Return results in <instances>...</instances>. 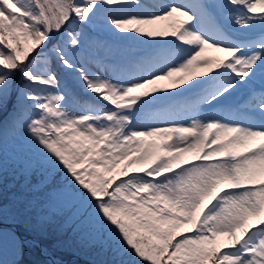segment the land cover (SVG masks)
<instances>
[{
  "label": "snow or ice",
  "instance_id": "6c2138e0",
  "mask_svg": "<svg viewBox=\"0 0 264 264\" xmlns=\"http://www.w3.org/2000/svg\"><path fill=\"white\" fill-rule=\"evenodd\" d=\"M134 7L139 0H0V109L21 77L12 124L44 166L63 172V196L108 233L118 264H264V90L250 88L264 76V0ZM217 9L259 35L234 38ZM101 14L114 33L150 45V58L101 73L82 31ZM245 87L252 115L213 112ZM186 93L195 98L145 115Z\"/></svg>",
  "mask_w": 264,
  "mask_h": 264
},
{
  "label": "rangeland",
  "instance_id": "374dc122",
  "mask_svg": "<svg viewBox=\"0 0 264 264\" xmlns=\"http://www.w3.org/2000/svg\"><path fill=\"white\" fill-rule=\"evenodd\" d=\"M169 2H170V0L169 1L168 0H149V1L139 0V4L142 7H139V8L134 7V8L129 9V10L135 11V12H143L145 10L150 11V12H157L160 10V7L162 5L167 4ZM96 22L97 23L104 22L103 21V14H101V17L98 18ZM96 28L98 29V27H96ZM82 31H83V38L86 42L85 45L88 48L87 52L92 51V53H88V54L90 56L94 57L97 64L99 65L100 71L103 68L102 60H106V62L110 65V73H111L110 76H117L118 75L117 69H121L120 63L117 60L111 59L112 52H111V49H110L107 41L100 39L98 35L88 34V31L85 30L84 27H82ZM119 36L126 37L124 34H120ZM61 38L66 39V37H61ZM127 40H131V41L136 42L134 45L140 44V45H143V46L153 50L151 48V46L148 44H142L137 40L129 39V38H127ZM55 42L60 43V40L55 41ZM127 52L129 54V56H131V51L129 49H127ZM214 53L216 54L217 52L209 50L205 55L210 57ZM215 54H214V57H215ZM219 54H220V56L222 55V53H219ZM132 58H134V57H132ZM50 60H52L51 57H50ZM146 60H148V59L141 60V61H139V63H142ZM139 63L134 64L133 68L130 70H126V69H124V70H126V73L129 71H132V70H134L135 65H137ZM97 64H94L93 67L94 68L97 67ZM50 66L52 67L53 71H55L57 73V75L61 77V79L64 77V75H66L64 73V70L62 69V67L59 64V61H56V63H55V61H52ZM106 68H108V67L106 66ZM62 83L66 84V81L62 79ZM168 84H169V82H167V81L161 82L160 87H166ZM23 88H24V84H20L19 82H16V87H15V89H16V91H15L16 101L14 102V104H15L14 107H16L18 104V98L21 96ZM188 96H189V94H188ZM184 99L187 101L189 100L187 98H184ZM6 107H7V105L3 109H5ZM14 107H13V109H14ZM166 107L170 108L172 106H166ZM163 109H164V107H155L150 112L145 113V115H147L148 113L160 111ZM12 110H10V109L8 110V112H7L8 116L0 124V149H1L2 153L5 154L4 159L6 161H8L10 164H14L17 168H20L23 164H25V163L27 164V160L31 161V158L26 159L24 157V153H26L28 157H33V158L42 157V156L40 154L38 147L36 146V144L31 139L30 134L27 133L26 129L22 126H14L12 124V114H13ZM144 122L145 123H153V122L162 123L159 121H151V120H147V119ZM41 161H42V159H41ZM0 213H4L7 216H9L10 218H12V220H15L14 222H9L7 220L2 219V217H0V221H3L4 223L8 224L11 227L19 225L21 223H24L25 225H29V227L31 229L36 230V226H35L34 221H32L31 217L29 218L25 214L23 216H26L28 218L27 222L17 221V220H19L18 213L14 209V206L12 204L0 203ZM181 231H184V229H181ZM103 233H105L108 236V233H106V232H103ZM31 234H36V231L32 232ZM0 236H2V238H3V239L0 238V243L2 245L6 246L5 249H3V250L0 249V263L4 262L5 259H7L11 256L12 257L19 256V253H18V235L10 229H0ZM37 237H38V235L36 234L35 236L32 235V240L30 239V237L24 238L25 242H26V244H25L26 250H25V252L23 251L22 256L24 255L25 258L27 259V261H30L31 263H35V260H36L37 263H41V264H72L74 260L79 259V258L77 259L76 257H73V256H68V254L66 256L54 255L52 253V251L47 249V248H46L47 250L46 249L44 250L42 248L44 246L43 241L39 240ZM53 246H55V245H53ZM18 259L21 260V257H19ZM80 260H82V259H80ZM27 261H21V262L19 261L17 264H26ZM81 263H83V264H94L92 261H89V259L82 260Z\"/></svg>",
  "mask_w": 264,
  "mask_h": 264
},
{
  "label": "trees",
  "instance_id": "16d2710c",
  "mask_svg": "<svg viewBox=\"0 0 264 264\" xmlns=\"http://www.w3.org/2000/svg\"><path fill=\"white\" fill-rule=\"evenodd\" d=\"M17 78H19V76ZM21 83L25 84V81L21 79ZM2 159L3 155L0 153V203L12 204L19 215V221L27 222L28 218L23 216V214L15 208V202L12 198L14 194L17 193V190L24 188V185L26 187L32 186V182L35 178L30 174L32 181L26 180L27 175L16 174L14 169L9 166L10 164L5 167V160L3 161ZM43 172L45 174L42 176L44 182L42 185L43 189L50 190L46 188H52V185H56L60 175L57 172L52 173L46 169H44ZM60 182H62L60 184L63 185L62 178H60ZM49 193H44V197L47 200L46 210L52 208V200L57 201V199ZM69 207L64 206L59 210L53 209V211L46 212L47 216L44 217V219L33 220L36 230L34 229L32 231H36L38 235L37 238L43 241V249L45 250L47 248L51 250L54 255L60 256H66L67 254L71 256V254H76L80 259H89V261H92L94 264H118L120 258L111 250L108 236L93 223V219L88 216L84 217V213L78 210L79 206H71L73 208L71 215L73 216H68ZM80 217H83V219L80 220ZM18 229L22 237L36 235L31 234V228L24 223L19 224ZM25 244L26 243L21 241L19 243V248L24 252L26 250ZM80 259L74 260L72 264H83ZM21 261H27L24 255L21 257L20 262ZM26 264L41 263H37L35 260V263L27 261Z\"/></svg>",
  "mask_w": 264,
  "mask_h": 264
},
{
  "label": "bare ground",
  "instance_id": "6f19581e",
  "mask_svg": "<svg viewBox=\"0 0 264 264\" xmlns=\"http://www.w3.org/2000/svg\"><path fill=\"white\" fill-rule=\"evenodd\" d=\"M260 31H261V27L257 25L255 28L251 29L249 34L252 37H257ZM255 79H257L258 82L254 81L253 85H251L250 88L252 91L259 93L260 91L264 90V88H262L261 86V83H264V76L258 74V76ZM248 93H250V89L249 87H245L244 90L238 94V97L236 98V103L239 106H242L244 104V101H246L245 99ZM84 95H87V94H84Z\"/></svg>",
  "mask_w": 264,
  "mask_h": 264
}]
</instances>
